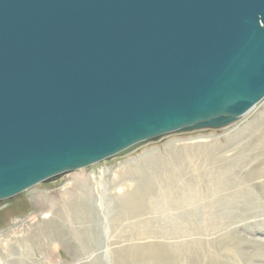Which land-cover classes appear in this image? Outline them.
I'll return each instance as SVG.
<instances>
[{"label": "water", "instance_id": "95a60500", "mask_svg": "<svg viewBox=\"0 0 264 264\" xmlns=\"http://www.w3.org/2000/svg\"><path fill=\"white\" fill-rule=\"evenodd\" d=\"M264 100V0H0V200Z\"/></svg>", "mask_w": 264, "mask_h": 264}, {"label": "rangeland", "instance_id": "374dc122", "mask_svg": "<svg viewBox=\"0 0 264 264\" xmlns=\"http://www.w3.org/2000/svg\"><path fill=\"white\" fill-rule=\"evenodd\" d=\"M263 103L0 200V264H264ZM73 183L67 221L34 212L31 190L71 199Z\"/></svg>", "mask_w": 264, "mask_h": 264}, {"label": "bare ground", "instance_id": "6f19581e", "mask_svg": "<svg viewBox=\"0 0 264 264\" xmlns=\"http://www.w3.org/2000/svg\"><path fill=\"white\" fill-rule=\"evenodd\" d=\"M262 102V100L260 101ZM258 102V103H260ZM257 103V104H258ZM257 104L255 106H253L251 109H249L247 112H245L244 114H242L240 117H245L249 114H251V112H253V110L256 108ZM249 123L255 124L254 126L252 125V127L255 126H259L260 123H264V103L263 106L261 108V110L257 113V115L255 117L252 118V120L249 121ZM264 128V127H262ZM257 129V128H256ZM261 129V128H260ZM239 147V146H238ZM243 148V147H242ZM240 149V148H239ZM230 150V149H229ZM259 152V151H258ZM250 153V152H249ZM255 153V152H254ZM255 156V155H254ZM231 157V156H230ZM236 157V156H235ZM234 158V157H233ZM232 159V158H231ZM246 159V158H245ZM243 168V167H242ZM227 170V169H226ZM231 170V169H230ZM78 175V173L76 172L74 175L70 176V179L72 178H76ZM76 180V179H75ZM74 181V180H73ZM68 184V183H67ZM75 184L73 183V185L70 187V190L72 191L74 189ZM67 186V185H66ZM65 186V187H66ZM192 190V189H191ZM65 193L68 191L67 189L64 190ZM64 191H57L55 192V194H48L46 192L40 191L39 189L34 191L31 190L29 192V194L31 195L32 198V203H33V208H34V212L36 213H40L43 214V217H47L50 216L51 218V214H55L56 219H51L49 220L50 223L54 224V222L56 220L60 221L62 218L63 220L65 219V221H67L68 219L66 218V216H68V211L69 209H73V211H79L80 210V195L78 193H75L74 191H72V194H70L69 196H71V199H66L65 197V193ZM78 192V191H77ZM193 192V191H191ZM80 193V192H79ZM67 194V193H66ZM194 198V197H193ZM136 199V198H135ZM130 203V202H129ZM69 224V223H68ZM47 226V225H46ZM44 232H42L43 235ZM264 243V242H263Z\"/></svg>", "mask_w": 264, "mask_h": 264}]
</instances>
